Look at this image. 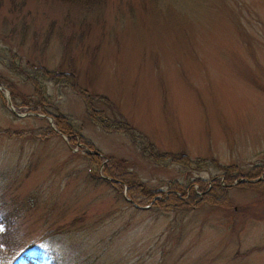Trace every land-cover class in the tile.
Instances as JSON below:
<instances>
[{
  "label": "rangeland",
  "instance_id": "374dc122",
  "mask_svg": "<svg viewBox=\"0 0 264 264\" xmlns=\"http://www.w3.org/2000/svg\"><path fill=\"white\" fill-rule=\"evenodd\" d=\"M32 64L73 72L95 108L143 138L106 131L72 87L45 81V108L97 150L72 144L23 77ZM0 88L2 247L37 264H264V188L237 183L256 165L264 175V0H0ZM143 139L191 165L156 161ZM109 156L158 191L153 202L182 197L176 181L196 199L217 180L227 200L140 207L103 172ZM222 165H238L234 182Z\"/></svg>",
  "mask_w": 264,
  "mask_h": 264
},
{
  "label": "trees",
  "instance_id": "16d2710c",
  "mask_svg": "<svg viewBox=\"0 0 264 264\" xmlns=\"http://www.w3.org/2000/svg\"><path fill=\"white\" fill-rule=\"evenodd\" d=\"M71 4H76L83 7H93L96 3H98L99 0H64ZM10 58L14 61L15 54L11 51L7 53L6 58ZM32 67V73L27 74L23 76L27 81H29L33 85L34 89V95L36 97L37 103L39 106L44 107L43 112H46L48 115H51L54 117V121L57 125V127L62 131L63 134L67 135L71 141L72 144H76L79 142L84 143L87 145L90 151L97 150L95 145L87 140L85 137H83L79 132L76 130L75 125L72 124L69 117L65 116L61 113H55L53 111H48L47 108H45L46 105L49 104V95L47 93V88L45 86V81H55L57 83H61L64 85H68L74 89V91L82 97V99L85 101L87 110L89 111V115L93 119V121L101 126L106 131H122L129 134H133L135 136L136 134L141 136L140 132L128 121L122 120L119 118L111 119L108 118L104 111L98 110L95 108L94 105V97L92 94L84 87L80 86L77 83V78L73 72L70 71H62V70H51L48 68H44L42 66H36L34 64L30 65ZM19 69H23V66L20 65L18 68H15V72L22 74L21 72H18ZM25 71V70H24ZM49 132L46 130L43 131V134L45 136L48 135ZM44 136V137H45ZM143 138V137H142ZM144 142H147L148 145L144 146V149L147 154H149L152 158H154L158 162H162L164 160H168L166 158L172 157L170 160L174 163H181L182 165L189 166L191 165V160L189 159V156L187 155H181L177 156L175 154L170 153H164V154H158L156 151L155 146L153 143H151L147 139H143ZM146 147V148H145ZM91 159V165L93 169V173L96 177L100 178L99 175V169L103 163V157L97 152L92 153L88 155ZM205 162H209V160L198 162V165L203 166ZM211 162L218 164V161L216 159H213ZM193 163V162H192ZM263 166L256 165L253 168H251L249 171L245 172L244 177L247 178L243 181H238L240 185L250 187L253 189L258 188H264V176L262 179H258L256 181H250L255 178H259L263 175ZM220 169L225 173L226 178L229 181L236 180L235 172L238 169V165H222ZM103 172L112 178L111 185L118 191L123 192L124 185L127 187L128 196L133 200V202L140 206L150 205L153 204L158 207H167L170 205H174L176 207H182V206H198L202 202H210V203H224L227 200L226 196V187L219 181L214 180L213 185L217 186L212 190H209L207 194L199 195L195 193L196 199H188L185 198L186 196V189L187 187H184L183 185L173 182L170 183V185H173L171 188H174L176 190L182 191V197H178V195L170 191L169 192H160L161 194H168L167 202L163 203V200L161 198H157L153 202V195L157 194L158 191L153 190L147 182L140 179L138 174L133 171L128 162L124 159L112 157L109 156V161L104 165ZM242 172V171H241ZM217 181V182H215ZM201 182V181H200ZM234 182V181H232ZM203 184V182H201ZM203 188V187H202ZM217 189L218 193H221L222 197L217 196ZM192 198V196H191ZM1 222L7 223L8 221L5 219L4 215L3 218L0 219ZM6 229L4 231H1L3 236H6ZM0 233V234H1ZM3 243V242H1ZM0 243V264H21L19 261V257L21 255H24L28 263L30 264H37L32 257H37L38 259H41L40 255H31L32 252H24L23 250L21 252H17L14 248L9 246H1Z\"/></svg>",
  "mask_w": 264,
  "mask_h": 264
},
{
  "label": "water",
  "instance_id": "95a60500",
  "mask_svg": "<svg viewBox=\"0 0 264 264\" xmlns=\"http://www.w3.org/2000/svg\"><path fill=\"white\" fill-rule=\"evenodd\" d=\"M9 103H11V101L9 100Z\"/></svg>",
  "mask_w": 264,
  "mask_h": 264
}]
</instances>
